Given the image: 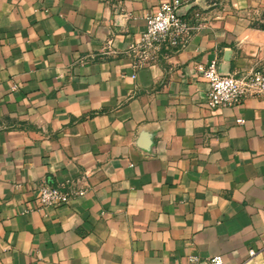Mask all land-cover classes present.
I'll use <instances>...</instances> for the list:
<instances>
[{
	"label": "crops",
	"instance_id": "0c3cea01",
	"mask_svg": "<svg viewBox=\"0 0 264 264\" xmlns=\"http://www.w3.org/2000/svg\"><path fill=\"white\" fill-rule=\"evenodd\" d=\"M161 1L0 0V264H264V96L211 107L199 70L264 68V0H181L185 47L134 67Z\"/></svg>",
	"mask_w": 264,
	"mask_h": 264
},
{
	"label": "built area",
	"instance_id": "2783aa9c",
	"mask_svg": "<svg viewBox=\"0 0 264 264\" xmlns=\"http://www.w3.org/2000/svg\"><path fill=\"white\" fill-rule=\"evenodd\" d=\"M181 0H164L145 15L144 30L132 41L124 52L129 55L134 67L144 66L155 59L162 50H178L185 47L193 29L199 27L201 8L192 11L190 17L179 13ZM207 83L208 104L219 107L235 104L247 96H264V68L257 67L246 73L233 74L220 71L215 62L199 67ZM241 122L242 119H238ZM85 172L80 177L65 180L56 185L42 183L38 195L30 208H47L67 203L86 190ZM254 250H249L252 256ZM178 264H225L221 254L200 257L189 254L184 263Z\"/></svg>",
	"mask_w": 264,
	"mask_h": 264
}]
</instances>
